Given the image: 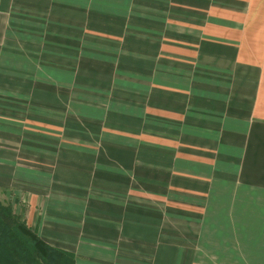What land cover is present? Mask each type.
<instances>
[{
	"label": "crops",
	"instance_id": "obj_1",
	"mask_svg": "<svg viewBox=\"0 0 264 264\" xmlns=\"http://www.w3.org/2000/svg\"><path fill=\"white\" fill-rule=\"evenodd\" d=\"M6 195L77 264H264V0H0Z\"/></svg>",
	"mask_w": 264,
	"mask_h": 264
},
{
	"label": "trees",
	"instance_id": "obj_2",
	"mask_svg": "<svg viewBox=\"0 0 264 264\" xmlns=\"http://www.w3.org/2000/svg\"><path fill=\"white\" fill-rule=\"evenodd\" d=\"M0 264H77L76 256L47 243L12 206L0 200Z\"/></svg>",
	"mask_w": 264,
	"mask_h": 264
},
{
	"label": "rangeland",
	"instance_id": "obj_3",
	"mask_svg": "<svg viewBox=\"0 0 264 264\" xmlns=\"http://www.w3.org/2000/svg\"><path fill=\"white\" fill-rule=\"evenodd\" d=\"M48 63H43V69L45 66H47ZM49 79L48 78H44L43 77V82H48ZM27 127H31V126H27ZM32 128V127H31ZM6 197V198H5ZM2 199L3 202L7 203V204H10L15 212L16 215H18L19 217L23 218V215H22V211H21V208L24 207L22 202H21V205L17 202V199L15 201V199L13 198V196L9 197L8 195L6 196H1L0 200ZM22 201H25V199H22ZM27 223V222H26Z\"/></svg>",
	"mask_w": 264,
	"mask_h": 264
}]
</instances>
